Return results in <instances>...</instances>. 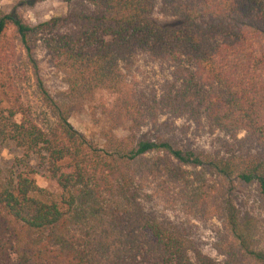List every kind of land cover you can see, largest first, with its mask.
I'll return each instance as SVG.
<instances>
[{
  "label": "trees",
  "instance_id": "1",
  "mask_svg": "<svg viewBox=\"0 0 264 264\" xmlns=\"http://www.w3.org/2000/svg\"><path fill=\"white\" fill-rule=\"evenodd\" d=\"M70 1L65 16L36 24L0 9V150L7 142L22 150L9 177L0 168V264H264L255 220L231 196L207 184L201 194L202 208L221 212L229 235L213 257L183 230L143 213L140 180L128 170L155 153L157 174L207 165L230 187L233 180L255 183L264 194V0ZM9 31L55 118L48 129L10 96L4 78L18 45ZM38 45L65 82L58 94L40 76ZM137 50L172 63L177 76L175 87L146 104L149 112L203 117L215 129L244 132L261 150L203 152L113 133L99 146L79 132L71 111L101 89L128 120L144 117L122 76L123 62ZM38 170L59 194L36 183Z\"/></svg>",
  "mask_w": 264,
  "mask_h": 264
},
{
  "label": "rangeland",
  "instance_id": "2",
  "mask_svg": "<svg viewBox=\"0 0 264 264\" xmlns=\"http://www.w3.org/2000/svg\"><path fill=\"white\" fill-rule=\"evenodd\" d=\"M70 0H41L35 3L25 0H0V9L6 12L17 11L31 24L51 17L65 16ZM8 39L15 42L14 33L8 32ZM34 56L40 67V76L52 94H58L66 88L61 74L48 62L46 51L38 45ZM122 76L127 88L146 110L142 119L128 120L114 108V95L107 90H97L76 104L71 111L69 121L88 139L103 146V136L113 133L119 138L131 136L135 139L165 138L176 147L203 152L238 150L255 152L260 146L251 141L244 132L230 134L209 125L207 120L192 119L189 116H175L162 108L148 110L146 104L154 103L162 95L177 85L174 66L163 59L150 56L144 51H135L122 64ZM4 78V77H3ZM12 90V98L19 97L25 109L43 128L54 125L55 118L42 102L30 72L26 56L20 45L9 63V72L4 78ZM150 114L145 116L146 114ZM149 116V117H148ZM157 154L145 155L132 162L129 173L140 180L139 200L143 213L151 218L168 222L193 240L205 254L216 257V247L229 239L221 212L209 208L204 210L200 204L204 186L217 187L220 197L231 196L241 213H247L255 220L256 240L264 247V194L255 183L233 180V185L219 177L207 165H180V171L163 174L155 173L153 163ZM22 157V150L13 142H7L0 150V168L3 176L9 177L15 163ZM36 166L37 160L32 159ZM179 165V164H178ZM36 183L53 194L60 189L42 170L34 175ZM82 228H88L85 222Z\"/></svg>",
  "mask_w": 264,
  "mask_h": 264
}]
</instances>
